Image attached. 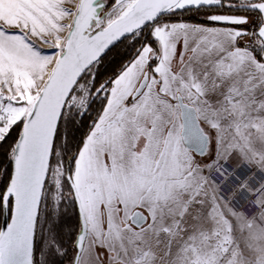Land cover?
Listing matches in <instances>:
<instances>
[{
	"label": "snow or ice",
	"instance_id": "snow-or-ice-1",
	"mask_svg": "<svg viewBox=\"0 0 264 264\" xmlns=\"http://www.w3.org/2000/svg\"><path fill=\"white\" fill-rule=\"evenodd\" d=\"M0 264H264V0H0Z\"/></svg>",
	"mask_w": 264,
	"mask_h": 264
},
{
	"label": "trees",
	"instance_id": "trees-1",
	"mask_svg": "<svg viewBox=\"0 0 264 264\" xmlns=\"http://www.w3.org/2000/svg\"><path fill=\"white\" fill-rule=\"evenodd\" d=\"M72 222L74 223V221H72ZM67 230H70V229L66 228V231H67Z\"/></svg>",
	"mask_w": 264,
	"mask_h": 264
}]
</instances>
